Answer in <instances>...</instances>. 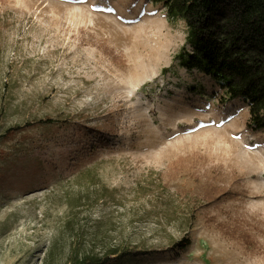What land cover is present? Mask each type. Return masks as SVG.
Wrapping results in <instances>:
<instances>
[{
	"label": "rangeland",
	"instance_id": "obj_1",
	"mask_svg": "<svg viewBox=\"0 0 264 264\" xmlns=\"http://www.w3.org/2000/svg\"><path fill=\"white\" fill-rule=\"evenodd\" d=\"M186 34L151 0H0V264H264V132Z\"/></svg>",
	"mask_w": 264,
	"mask_h": 264
},
{
	"label": "trees",
	"instance_id": "obj_2",
	"mask_svg": "<svg viewBox=\"0 0 264 264\" xmlns=\"http://www.w3.org/2000/svg\"><path fill=\"white\" fill-rule=\"evenodd\" d=\"M151 1L161 4L170 19H181L185 24L186 42L192 50L178 54L181 64L212 78L230 100H242L248 110L246 127L264 132V0ZM105 137L96 135L94 142ZM93 149V143L85 145L79 157L90 156ZM207 193L212 202L236 191L211 186ZM241 236L248 238L247 233ZM188 243L183 237L177 245L183 248ZM133 254L81 257L77 264H122Z\"/></svg>",
	"mask_w": 264,
	"mask_h": 264
},
{
	"label": "bare ground",
	"instance_id": "obj_3",
	"mask_svg": "<svg viewBox=\"0 0 264 264\" xmlns=\"http://www.w3.org/2000/svg\"><path fill=\"white\" fill-rule=\"evenodd\" d=\"M229 131V130H228ZM232 131L231 133H233ZM261 156H258L256 154H249L247 158H245L242 161V164L246 165L249 170L256 171L257 173H262L264 170V151L262 152ZM249 162H252L251 164H248ZM261 176L264 178V173L261 174Z\"/></svg>",
	"mask_w": 264,
	"mask_h": 264
}]
</instances>
